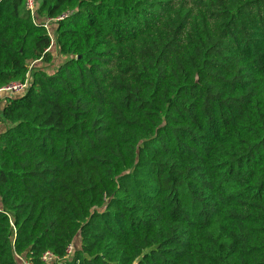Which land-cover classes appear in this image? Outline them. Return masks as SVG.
<instances>
[{
    "label": "trees",
    "instance_id": "16d2710c",
    "mask_svg": "<svg viewBox=\"0 0 264 264\" xmlns=\"http://www.w3.org/2000/svg\"><path fill=\"white\" fill-rule=\"evenodd\" d=\"M27 72L0 264H264V0H0V87Z\"/></svg>",
    "mask_w": 264,
    "mask_h": 264
},
{
    "label": "built area",
    "instance_id": "2783aa9c",
    "mask_svg": "<svg viewBox=\"0 0 264 264\" xmlns=\"http://www.w3.org/2000/svg\"><path fill=\"white\" fill-rule=\"evenodd\" d=\"M26 7L28 10H30V13L32 16H34V0H26ZM67 14H62L54 19L47 18L43 24V26L49 31L50 24L53 21L61 20L63 19ZM53 41V39H52ZM31 81V77L29 73L27 72L23 80H16L11 81L3 86L0 87V102L3 101L6 97H12L13 95H18L24 93ZM72 245H68L66 249L67 255L71 253ZM55 259V256L50 252H45L42 256V260L49 264Z\"/></svg>",
    "mask_w": 264,
    "mask_h": 264
},
{
    "label": "rangeland",
    "instance_id": "374dc122",
    "mask_svg": "<svg viewBox=\"0 0 264 264\" xmlns=\"http://www.w3.org/2000/svg\"><path fill=\"white\" fill-rule=\"evenodd\" d=\"M62 58H63V57H62ZM59 60H62L61 57H60ZM57 61H58V60H56V63H57ZM56 63H53V65H48V66H46L45 69L47 70V72H52V71H54L55 66H56Z\"/></svg>",
    "mask_w": 264,
    "mask_h": 264
}]
</instances>
